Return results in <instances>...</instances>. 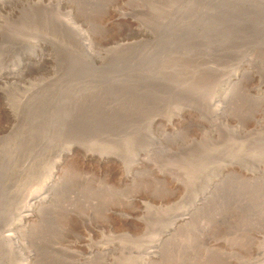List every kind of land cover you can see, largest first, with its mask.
I'll return each instance as SVG.
<instances>
[{
	"label": "rangeland",
	"instance_id": "rangeland-1",
	"mask_svg": "<svg viewBox=\"0 0 264 264\" xmlns=\"http://www.w3.org/2000/svg\"><path fill=\"white\" fill-rule=\"evenodd\" d=\"M0 264H264V0H0Z\"/></svg>",
	"mask_w": 264,
	"mask_h": 264
},
{
	"label": "bare ground",
	"instance_id": "bare-ground-1",
	"mask_svg": "<svg viewBox=\"0 0 264 264\" xmlns=\"http://www.w3.org/2000/svg\"><path fill=\"white\" fill-rule=\"evenodd\" d=\"M10 73H11V72H10ZM30 210H31V209H30ZM29 214H30V213H29ZM29 214H27V216H29ZM27 216H26V217H27ZM12 230H13V229H12Z\"/></svg>",
	"mask_w": 264,
	"mask_h": 264
}]
</instances>
